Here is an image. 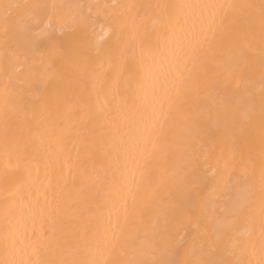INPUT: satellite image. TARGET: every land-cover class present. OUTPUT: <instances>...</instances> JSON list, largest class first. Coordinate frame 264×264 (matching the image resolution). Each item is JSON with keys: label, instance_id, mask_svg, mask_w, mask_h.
<instances>
[{"label": "bare ground", "instance_id": "6f19581e", "mask_svg": "<svg viewBox=\"0 0 264 264\" xmlns=\"http://www.w3.org/2000/svg\"><path fill=\"white\" fill-rule=\"evenodd\" d=\"M0 264H264V0H0Z\"/></svg>", "mask_w": 264, "mask_h": 264}]
</instances>
